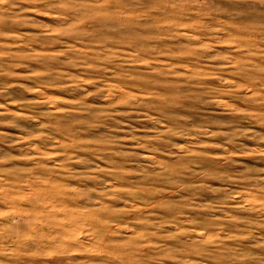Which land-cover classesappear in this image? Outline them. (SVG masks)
<instances>
[{"label": "rangeland", "instance_id": "rangeland-1", "mask_svg": "<svg viewBox=\"0 0 264 264\" xmlns=\"http://www.w3.org/2000/svg\"><path fill=\"white\" fill-rule=\"evenodd\" d=\"M0 264H264V0H0Z\"/></svg>", "mask_w": 264, "mask_h": 264}]
</instances>
